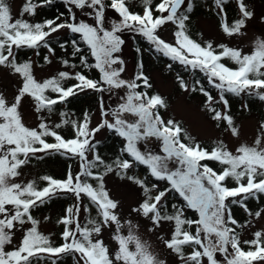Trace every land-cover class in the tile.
I'll use <instances>...</instances> for the list:
<instances>
[{
    "label": "snow or ice",
    "instance_id": "obj_1",
    "mask_svg": "<svg viewBox=\"0 0 264 264\" xmlns=\"http://www.w3.org/2000/svg\"><path fill=\"white\" fill-rule=\"evenodd\" d=\"M61 2L0 0V264H264V0Z\"/></svg>",
    "mask_w": 264,
    "mask_h": 264
},
{
    "label": "rangeland",
    "instance_id": "obj_2",
    "mask_svg": "<svg viewBox=\"0 0 264 264\" xmlns=\"http://www.w3.org/2000/svg\"><path fill=\"white\" fill-rule=\"evenodd\" d=\"M10 2L13 4V8H14V16H19V11L20 8L23 4V0H10ZM205 28L208 27L207 24L204 25ZM168 35V34H165ZM170 38V37H169ZM151 54H146L145 59L149 64V68L151 71V74L154 78V83L156 84L158 90L165 96H167L170 99V102L172 103V105L177 108L179 111L183 112L185 108H188L191 110V114L193 115V117H195L197 111L200 108V104H201V98L199 96L197 97H181V94L179 93L176 84L173 82L172 79V75L168 73L167 71H165L164 69V64L161 63L160 61L158 62L155 59H150ZM129 59V63L131 64V55L129 54L128 56ZM178 100L180 101L178 103ZM91 105L92 110L94 111L95 109V103L94 100L92 101ZM259 106L257 107V110ZM256 109V107H255ZM255 111V115H259L260 112ZM53 119H56V117H53ZM248 134L251 135L254 131V128L252 126L251 123L248 124ZM44 167H51L53 172L56 175H61L64 173V163H62L61 161L55 162V161H51L49 164L45 165ZM44 167L41 169H36L35 171H40V172H44ZM61 209V205L57 204V205H52L48 210H45V214H50L53 216V218H55L57 216V214L60 212ZM47 230V229H45Z\"/></svg>",
    "mask_w": 264,
    "mask_h": 264
},
{
    "label": "trees",
    "instance_id": "obj_3",
    "mask_svg": "<svg viewBox=\"0 0 264 264\" xmlns=\"http://www.w3.org/2000/svg\"><path fill=\"white\" fill-rule=\"evenodd\" d=\"M65 9L63 8V5H62V2H61V0H56V3L52 6V7H49V8H45V9H43L42 11H40L39 12V15L36 17V19L37 20H43V19H46V18H52V17H54L58 12H61V11H64ZM17 18H18V16H17ZM63 37H61V39H62ZM29 54H31V53H29ZM149 54V53H148ZM158 62L160 61V60H157ZM161 63H162V61H160ZM193 96L194 97H197V96H199L201 99H203V97L202 96H200V95H198V94H193ZM92 101H93V99H91L89 96H85V95H81L80 96V98L79 99H77V100H74V102H73V104L72 105H70V109L72 110V111H75V112H77V114H79V112H80V110L81 109H88V106L89 105H91V103H92ZM235 107H236V109H238L239 108V104H236L235 105ZM257 107L258 106H256V109H255V111L257 110ZM259 110H257L258 112H260V108H258ZM106 144H107V147L110 149L111 148V146H112V140L111 139H109V140H107L106 141ZM52 161H55V162H57V160L55 159V158H53V160ZM64 166H65V164H64ZM44 172H50L51 174H53V175H55V176H62L63 174H61V175H56L54 172H53V170H52V168L51 167H44ZM64 171H65V167H64ZM57 204H60L61 205V203H55L54 205H57ZM62 206V205H61ZM51 207V206H50ZM49 207V208H50ZM49 208H46L45 210H48Z\"/></svg>",
    "mask_w": 264,
    "mask_h": 264
}]
</instances>
